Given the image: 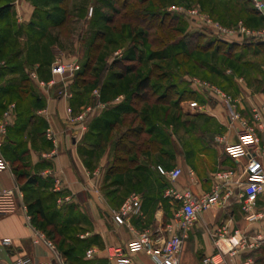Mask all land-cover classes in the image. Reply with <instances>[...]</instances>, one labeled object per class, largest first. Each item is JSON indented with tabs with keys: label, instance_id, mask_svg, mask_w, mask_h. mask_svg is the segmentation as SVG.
<instances>
[{
	"label": "crops",
	"instance_id": "obj_1",
	"mask_svg": "<svg viewBox=\"0 0 264 264\" xmlns=\"http://www.w3.org/2000/svg\"><path fill=\"white\" fill-rule=\"evenodd\" d=\"M66 1L64 8L59 0H0V7L11 5L10 12L0 18V29L11 27L8 34L12 37V40L10 37L4 39L0 31V59L9 66L0 70V121L9 106L15 105L3 147L11 170L0 172V189L18 184L24 190L25 200L39 201L46 218L57 226L51 231V226L46 225L47 232L55 236L58 245L72 244L66 249L77 258L76 261L81 257L90 260L86 252L95 247L99 250L92 258L96 259V264H132L133 260L137 264H153L144 251L110 259L106 246L124 245L144 230L163 239L167 234L166 226L171 222L167 212L173 206H179L177 200L167 196V188L175 186L179 190H190L200 197L216 183L219 170L242 172L245 168L246 157L234 158L225 151L227 144L238 141L240 121L231 120L227 104L196 85L193 76H205L224 85L236 98V108L242 119L255 128L264 144V129L254 118V110L258 109L264 124V37L226 40L242 45L244 52L238 57L222 55V65L198 58L204 65L181 74L174 82L178 95L166 103L135 97L137 74L144 77L150 71V68H144L145 63L125 77H120L119 69L107 70L101 80L104 92L99 88L100 101L107 107L96 108L83 131L79 122L69 120L67 108L73 107L77 112L96 103L90 84L84 80L77 83L73 77L67 83L56 78L53 87L43 88L31 80L29 74L23 77L21 72V66L28 63L32 68L29 73L35 70L42 79H51L50 64L58 58L63 42L57 41L55 36L58 34L56 29L60 28L54 23L55 14L68 16L71 11L80 12V8L71 6L76 0ZM197 1L207 15L220 20L223 25L235 26L243 22L251 29L264 28V11L255 10L251 0ZM95 2L104 6L99 9L103 10L104 16L110 13L112 0ZM91 7L92 14L88 12ZM97 8V5L96 8L93 5L84 7L83 13L92 16ZM33 22L38 37L25 49L18 40L13 41L16 38L12 35L14 29ZM12 44H16L17 49L14 45V52L8 56ZM215 60L220 61L218 57ZM24 81L28 83L26 88ZM151 84L155 83L152 81ZM65 85L73 97L59 94ZM101 94L105 95L103 101ZM125 114L129 120L134 119L128 121L126 127L123 124ZM106 120L113 123L111 131L115 137L110 142L104 140ZM49 126L54 130V140L47 136ZM131 127L143 128L145 136L156 140L155 148L140 146L123 156L118 151L117 139L121 131ZM220 136H224V140H219ZM118 157L128 159V166L123 171L112 168ZM134 161L137 165L132 167L130 164ZM158 166L167 171L181 168L182 174L172 181ZM251 171H264V160ZM57 178L62 180L61 190H56ZM238 191L236 188L235 192ZM132 192L141 197L140 212L119 224L114 220L113 212ZM236 198L234 195L224 207L214 206L203 212L193 223L183 239L180 264H202L205 256L218 251L225 252L222 264H242L248 258L252 264L264 263V243L253 249L234 245L243 235L264 237V216L248 222ZM257 211H264V196H259ZM31 224L36 228L32 220ZM32 227L21 211L0 217V264H12L23 255L33 256L34 264L49 260L45 247L34 245ZM223 227L226 228L224 236L217 235ZM4 237H10L12 244L4 245Z\"/></svg>",
	"mask_w": 264,
	"mask_h": 264
},
{
	"label": "built area",
	"instance_id": "obj_2",
	"mask_svg": "<svg viewBox=\"0 0 264 264\" xmlns=\"http://www.w3.org/2000/svg\"><path fill=\"white\" fill-rule=\"evenodd\" d=\"M251 1L253 2L255 10L259 12L264 11V0ZM171 10L181 13L185 11L182 7L178 6L172 7ZM92 12L93 8L91 7L89 13L92 14ZM188 14L191 16H198L199 10L194 9ZM201 21L204 23L203 26L211 30V33L225 40L230 39L237 41L244 36L252 39L264 37V28L259 30L251 29L243 22H239L233 27H227L219 22H215L214 19L209 16L201 19ZM115 54L116 56H121V50L116 51ZM5 66L6 62L0 59V70ZM81 67L82 64L79 61L56 58L50 65L52 76L50 80L42 79L35 70L29 73V77L39 86L51 88L57 83L56 78H60L67 83L66 81L72 78ZM193 82L204 91L213 94L225 102L230 111V119L240 121V125L238 126V141L236 143L227 144L225 146V151L234 158L246 157L248 160L247 164L242 172H238L234 169L219 170L216 173V183L209 192L204 193L200 197L194 196L190 190H179L175 186L167 188V196L177 200L179 206L174 219L166 226L167 234H165V237L163 239L160 238L161 236L154 237L153 232L144 230L140 232L135 239L128 241L124 245L106 246L107 255L110 259L121 258L126 255L133 256L138 252L144 251L152 258L153 264H180L183 239L193 223L203 212L212 207L221 208L226 206L234 195H236V199L248 222H255L264 216V211H257L259 196H264V171H251L258 166L259 161L264 160V144L261 143L255 128L242 119L240 112L236 108L237 100L232 94L207 80L194 77ZM59 94L68 98L72 97V93L66 85L60 89ZM94 95L97 99L94 104L84 106L77 112H75L73 107L67 108L69 120L71 122H79L83 131L86 129L85 123L87 119L94 113L95 109L107 107L106 103L100 101L99 88L94 89ZM14 107L15 105L11 104L4 112L3 118L0 121V172L11 170L10 163L3 153V147L5 139L8 136L11 125L9 119ZM254 118L256 121L260 122L259 126L264 129L262 113L258 109L254 110ZM54 134L53 128L49 126L47 129L48 138L54 140ZM224 138V136L218 137L219 140H224ZM158 169L162 174L168 175L172 181H176L182 174L181 168H174L171 171H167L162 166H158ZM61 188L62 180L61 178H57L56 190H61ZM236 188L239 190L238 193L235 192ZM140 208L141 197L138 193L132 192L125 198L120 208L113 212V218L117 223L122 224L128 221L132 215L138 214ZM18 211H21L25 215L27 224L32 227V216L25 202L23 188L15 184L13 187L0 189V217ZM32 229L34 232V245L44 246L49 254V260L37 264H65L62 261L61 254L55 243L41 230L33 227ZM225 233L226 228L223 227L219 229L216 234L224 236ZM2 243L4 245H11L12 239L10 237H4L2 238ZM262 243H264V237L257 234L254 236L243 235L239 240L234 242V245L241 244L246 248L253 249ZM98 253L99 250L92 247L87 250L86 256L92 259ZM232 253H235V250H232ZM224 255V251H218L215 254L205 256L202 260V264H222L225 259ZM12 264H34V257L30 255L19 256ZM132 264L137 263L133 260ZM242 264H252L251 258H248Z\"/></svg>",
	"mask_w": 264,
	"mask_h": 264
},
{
	"label": "trees",
	"instance_id": "obj_3",
	"mask_svg": "<svg viewBox=\"0 0 264 264\" xmlns=\"http://www.w3.org/2000/svg\"><path fill=\"white\" fill-rule=\"evenodd\" d=\"M59 3L63 4L64 6L62 5V7L65 8L67 1L59 0ZM110 3L111 4L109 7L112 12L101 18L104 20L103 23H105L106 27L112 25L111 28L114 32L121 33L124 29H129V34L131 36V43L128 44L130 48L129 53L122 60L114 59L111 65L105 64L101 70L97 68L96 73L98 74H91L90 79L92 80H88L87 77L89 75H87V73L89 70H91V63L93 64L97 57L96 54L93 56V52H99L101 48H103L102 42L96 43L95 41L96 39H106L107 37L105 31H101V33H95V40H93L89 46V59L87 62H83V64L81 63V69L73 76V80L77 83L84 80L85 83L90 84L92 89L100 88L102 92H104V88L101 86V80L107 70L119 69L120 77H125L128 73L138 70V67L141 65L143 60V52H148L149 57L160 60L175 59L178 63H183L186 65L192 64L197 68L203 66L204 63L203 61H198V57L194 55L195 51H201L202 53L214 51L215 53H219L228 57L233 56L229 53L230 50L235 47V45H237L236 43L227 42L220 37L209 38L205 40L206 34L199 30L197 32L189 30L185 31V29L182 27L183 25L185 26L187 24L185 23V18H183V13L164 9L162 6L163 1L161 0H113V2ZM10 10V4L1 6L0 18H4L5 15L10 12ZM67 17L68 16L64 15L55 19V25L58 27H63L67 21ZM0 31L1 34H3L1 36L6 39L9 30L4 28L0 29ZM142 45H147L148 51L146 50L142 52L143 48L140 47ZM223 46L226 48H223ZM7 67L9 66L6 63V66L2 69ZM187 71L190 72L191 70ZM168 76V73H164V76H161V74H156L152 69H150L149 73L144 77L138 73L136 78L138 81L134 91L136 95L135 97L142 101H157L161 103L171 101V99L178 95L177 91L175 90L174 82H170L167 91L160 94H158L154 88V85L156 84H151L153 78L167 80ZM202 78H206L207 80L214 82L208 77L202 76ZM216 84L226 90L224 85L220 83ZM101 100H105V95L101 94ZM123 119L124 125H126L128 121L132 122L134 120H129L128 114H125ZM127 125L129 124L127 123ZM111 127H113V123L109 120H106L104 123V128L107 130V132H111ZM147 133H150V131H147ZM117 144L118 151L126 154L129 151H133L137 148L139 149L140 146L154 149L156 140L150 136H145L143 128L131 127L119 133ZM117 159L112 168L118 171H123L126 169L128 166V159L126 157H122V159L118 157ZM117 162H123L125 165L120 166V164H117ZM25 201L28 205L29 213L32 216V223L34 226L46 232L47 237L52 239L54 243L57 244L56 242L58 241H56L55 236H51V233L47 232L46 225H49V227L51 226V231L56 230L57 226L53 225V223L46 218L44 210L41 207L39 201L30 202L29 199H26ZM58 250L65 257L67 261L66 264H75L74 262L77 258L74 257L72 260H70V257H72L70 250H62L60 248Z\"/></svg>",
	"mask_w": 264,
	"mask_h": 264
},
{
	"label": "rangeland",
	"instance_id": "obj_4",
	"mask_svg": "<svg viewBox=\"0 0 264 264\" xmlns=\"http://www.w3.org/2000/svg\"><path fill=\"white\" fill-rule=\"evenodd\" d=\"M161 1H163L162 6L166 10L173 11L171 10V8L174 6L182 7L185 10L183 13V18H185L184 20L187 25L185 26L183 25L182 27L183 29H185V31L187 30L194 31V32H197L198 30L202 31L203 33L206 34L205 40L209 38L218 37L216 34L211 33V30L209 28L203 26L204 23H202L201 19L205 18L206 16H209L213 18L215 22H219L221 24L223 23L220 20L214 18L213 16L209 14L207 15L206 11H204V9L200 6L199 1L197 0H161ZM98 3L99 2L96 3L95 0H89L87 2L76 0L75 4L72 3L71 6H73V8H76V7L80 8V12L75 13L74 11H71V14L68 15L67 21L65 22L64 26L60 27L59 29H56V31H58V34L55 35L58 37V40L56 38L57 41H61V42L63 41L62 44L60 43L61 45L59 44L62 48V51L58 50V54H57L59 55L58 58H64L66 60H76L83 64V62H87V60L89 59V46L91 42L95 40L94 38L95 33H101V31L106 32L105 33L107 35L106 39L105 38L98 39V40L96 39L95 41L96 43L102 42L103 48H101L99 52L98 51L93 52V56L96 54L97 57H96L95 62L93 64L91 63V67H90L91 70H89L87 73V75H89L87 79L90 81L92 80L90 79L91 74H98L96 73L97 68L101 70L103 66H105V64L111 65V62L113 61V59L122 60L129 53L130 48L128 44L131 43V40H130L131 36L129 34V29L127 30L124 29L123 32L117 33L112 30L111 28L112 25L106 27L105 23H103L104 20H102L101 18L102 16H104L105 13L103 12L102 9L99 10L103 5L100 3L98 4ZM90 5H93V7L95 8L97 5L98 8L96 11L94 10V14L92 16H89V14L88 16H85V13H83L84 7L87 8ZM102 8H104V6ZM194 9L199 10L198 16H191L190 14H188L190 11ZM109 12L111 13L112 11L109 10ZM101 13L103 14L102 16H101ZM60 16H61V13L55 14L56 19L59 18ZM35 22L24 25L23 27L19 29L18 28L14 29L15 34L12 36H14L16 39H13V41L18 40L20 43V46H22L25 49H28V47L32 44V42L36 41L38 37V33L35 30V24H36ZM227 27H233V26H227ZM10 29L11 27L7 28V30H10ZM7 37H10V39L12 40V37L9 36V34H7ZM21 37L22 39H20ZM14 43L17 44V42H14ZM14 45L12 44L10 46L11 49H9L8 51L9 52L8 56H11L10 54L14 52V47H15ZM140 47L143 48L142 52L146 50L148 51L147 45H142ZM223 48H226V47L223 46ZM16 49H17V45H16ZM118 50H121V53H122L121 56H116L115 52ZM243 52L244 51L242 49V45L237 44L235 45V47H233L230 50L229 54L233 55L232 57H238V56H241ZM194 55L204 60H211V61H214V63L217 62V64H220V65H222L221 58H224L222 54L218 56L214 51H209L206 53H202L201 51H195ZM142 56H143L142 63H145L144 68H147V69L150 68L153 70L154 73L161 74V76L162 75L164 76V73L169 74V76L167 77V80L153 78L152 81L156 84L154 85V88L158 92V94L166 92L167 89L169 88V85H170L169 83L178 81L181 74L185 75V72L187 70H191L192 68L197 69V67L193 66L192 64L191 65H186V64L179 65L175 63L176 61H174V59L173 60H168V59L160 60V59H156L153 57H149L148 52H143ZM217 57L220 59V61L215 60V58ZM31 69L32 68L29 66L28 63L21 66L22 76L28 77L29 70ZM192 75H195V74H192ZM197 76L198 75H195L193 77H197ZM199 78L201 79L202 77H199ZM203 80H207V79L203 78ZM207 81H210V80H207ZM211 83L216 84L215 82H211ZM23 85H24V88H26L28 83L24 81ZM126 126L127 125H125V127ZM113 136L115 137L114 131L113 132L106 131L104 140L106 142H110L114 138ZM123 156H125L124 153H123ZM136 163L137 162L134 161L130 165L132 167H135L137 165ZM117 164H120V166L125 165L123 162L122 163L117 162ZM177 209H178V206L175 205L173 206L172 209L168 210L167 217L168 219H170V221L174 219ZM56 246L58 247V249L60 248L62 250H65L66 248H69L70 246H72V244L64 242V244H61V246H59L58 244H56ZM81 253H77V254H81ZM61 258H62V261L66 264L67 261L62 254H61ZM72 259L73 257H70V260ZM74 263L75 264H96L97 262H96V259L86 260L81 257L78 261L75 260ZM101 264H104V263H101Z\"/></svg>",
	"mask_w": 264,
	"mask_h": 264
}]
</instances>
